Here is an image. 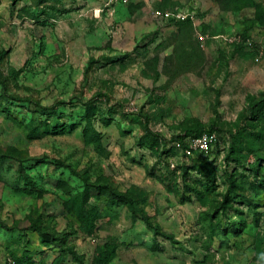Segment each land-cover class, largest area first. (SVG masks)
I'll list each match as a JSON object with an SVG mask.
<instances>
[{"label":"rangeland","instance_id":"374dc122","mask_svg":"<svg viewBox=\"0 0 264 264\" xmlns=\"http://www.w3.org/2000/svg\"><path fill=\"white\" fill-rule=\"evenodd\" d=\"M261 16L264 0H0V264H94L109 241L108 264H264ZM192 124L218 137L201 160L173 143Z\"/></svg>","mask_w":264,"mask_h":264},{"label":"trees","instance_id":"16d2710c","mask_svg":"<svg viewBox=\"0 0 264 264\" xmlns=\"http://www.w3.org/2000/svg\"><path fill=\"white\" fill-rule=\"evenodd\" d=\"M258 20L260 21L261 25L264 24V16L258 17ZM248 100H251V99H248ZM91 115H93V113H91ZM52 128L55 130V132H57L60 135L66 134V132H69V131L71 132L73 130L72 126L67 128V127L55 125ZM204 133H215L216 134L215 128L214 127L205 128L204 125H201V124H192L190 126H186L180 135L175 136V138H174L175 140L173 143L179 144L181 146V149L182 148L184 149V147L186 146V141L188 139L198 138L201 135H203ZM217 144H218V142L216 143L215 146H217ZM243 149L246 150L245 147H243L242 144L236 140L234 142L233 147H231V149H230V153L235 154V150H237L236 152H240V150H243ZM211 151L208 152L207 154H195L193 157H196V159L201 160L203 158L208 157L209 154L211 153ZM248 153H249V155H247V156L249 157V159L247 160V164H248L247 166L253 172L254 175H258L259 170L261 168V166H260L261 159L254 157L252 155L253 153L251 150H249ZM202 156H205V157H202ZM207 179H208L207 180L208 183L213 181L212 178L210 179L207 177ZM231 184H232L231 185L232 188L236 187V183L234 180H232ZM261 186L264 188V184H262ZM98 190L101 191V194L104 193V194H107L109 196V200L111 201V204H117V205H123L124 204L132 212V214L136 213L135 199L133 198V195H131L130 193H127V192L123 193V192L117 191L116 189H111V188L106 189L103 186L98 187ZM85 195H87V192ZM79 200H81V199H79ZM85 200L86 199H84V201ZM78 206H79V209L75 212V215H76V218L78 219V221L81 223L80 226L86 228L88 233H94L96 231V228H97L95 225V221L98 218V215L96 213V208L91 207L90 209L86 210L81 205H78ZM242 226L243 225L241 223H239V224L231 227L230 230L234 235H237V234H239ZM45 241H49V240H45ZM114 251H115V246L112 244V242L111 241H109V243L106 242L99 249L98 254L94 259V264H108L111 261V259L114 257V255H113ZM17 264H34V263L30 260V258L24 256L21 259V261H19Z\"/></svg>","mask_w":264,"mask_h":264},{"label":"built area","instance_id":"2783aa9c","mask_svg":"<svg viewBox=\"0 0 264 264\" xmlns=\"http://www.w3.org/2000/svg\"><path fill=\"white\" fill-rule=\"evenodd\" d=\"M129 0H106V5H126ZM155 16L160 20L164 21H185L187 19L192 20L194 17L191 15H185L180 12L177 13H169V12H159L157 11ZM262 29L264 31V24L262 25ZM218 142V137L215 133H204L198 138L188 139L186 141V146L184 149H181V146L177 144L178 148L181 149L182 153L186 157H193L195 154H207L210 152L213 147Z\"/></svg>","mask_w":264,"mask_h":264}]
</instances>
